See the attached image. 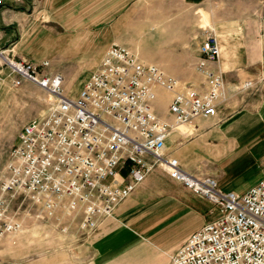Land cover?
<instances>
[{
	"label": "built area",
	"instance_id": "obj_1",
	"mask_svg": "<svg viewBox=\"0 0 264 264\" xmlns=\"http://www.w3.org/2000/svg\"><path fill=\"white\" fill-rule=\"evenodd\" d=\"M198 52L202 89L112 44L77 94L68 97L60 75L42 72L47 61H16L0 48L15 86L30 82L54 98L45 115L21 127L10 151L0 186V237L21 228L7 215L15 193L46 218L58 208L68 214L80 210L79 229L91 232L158 168L213 206L212 220L188 235L167 264H264V177L243 194L224 191L215 179L188 174L164 154L178 126L212 118L222 102V77L208 68L220 57L214 33L205 31ZM161 90L170 94V121L154 111Z\"/></svg>",
	"mask_w": 264,
	"mask_h": 264
},
{
	"label": "crops",
	"instance_id": "obj_2",
	"mask_svg": "<svg viewBox=\"0 0 264 264\" xmlns=\"http://www.w3.org/2000/svg\"><path fill=\"white\" fill-rule=\"evenodd\" d=\"M140 1L150 4L153 0H59L60 7L53 6L58 5L55 0H30L29 10L4 0L0 6V48L11 59L21 60L25 28H29V36L36 37L42 16L41 20L70 23L62 53L70 61L82 54L91 63L83 67L93 69L107 48L116 43L103 47L99 37L96 41L95 34L87 29L106 19L117 22V7H133ZM157 1L161 6L177 2ZM179 2L204 4L202 17L206 21L207 16L211 26L200 28L199 35L203 39L205 31H210L218 38L220 57L208 68L222 77L224 91L216 115L178 126L167 139L164 154L175 158L188 174L215 179L221 189L228 158L264 162V0ZM103 6L114 7L109 17H103ZM2 64L0 77H10L9 68ZM195 80L199 81L194 78L186 82L195 85ZM164 119L171 120L167 116ZM212 209L207 200L155 169L100 224L101 233L92 242L93 263L130 264L150 251L172 253L188 235L212 220Z\"/></svg>",
	"mask_w": 264,
	"mask_h": 264
},
{
	"label": "rangeland",
	"instance_id": "obj_3",
	"mask_svg": "<svg viewBox=\"0 0 264 264\" xmlns=\"http://www.w3.org/2000/svg\"><path fill=\"white\" fill-rule=\"evenodd\" d=\"M55 2L58 5L53 6L60 7L59 0ZM147 3L140 1L133 7L119 6L117 22L107 19L95 22L94 28L89 27L87 31L95 34L96 41L99 37L103 47L113 42L129 47L140 61L158 66L167 75L191 82L198 78L199 81L193 82L202 89V76L196 70L200 57L197 47L202 39L200 28L211 26L207 16L206 21L202 17L205 15L204 4L189 5L179 0L162 6L157 0ZM16 4L30 9V0H20ZM113 8L103 6V17H109ZM41 17L36 37L29 36V28H25L21 60L37 65L47 61L49 66L42 72L60 75L63 94L74 97L98 66L93 69L83 67L91 63L82 54L74 56L73 61L67 60L62 49L70 36V23L46 21L44 16L45 20H41ZM0 63L3 68L7 67L3 61ZM14 78L13 74L0 77V186L7 177L9 154L21 127L29 120L45 115L54 100L30 82L15 86ZM169 96L167 92L159 91L154 105L155 113L162 119L167 116ZM224 171L219 183L221 189L243 194L264 177V162H244L230 157L224 164ZM7 215L18 221L21 228L0 237V264H94L92 242L101 233L100 224L105 219H98L96 230L83 232L79 229L80 210L68 214L58 208L52 217L46 218L39 207L18 193L9 203ZM171 254L150 251L137 256L130 264H167Z\"/></svg>",
	"mask_w": 264,
	"mask_h": 264
},
{
	"label": "bare ground",
	"instance_id": "obj_4",
	"mask_svg": "<svg viewBox=\"0 0 264 264\" xmlns=\"http://www.w3.org/2000/svg\"><path fill=\"white\" fill-rule=\"evenodd\" d=\"M0 60H1V61H4V59H3V58H0ZM49 96H50V95H49ZM50 97H51V96H50Z\"/></svg>",
	"mask_w": 264,
	"mask_h": 264
}]
</instances>
